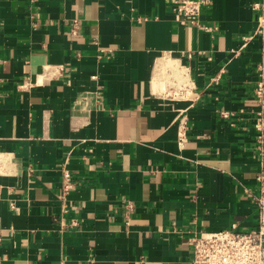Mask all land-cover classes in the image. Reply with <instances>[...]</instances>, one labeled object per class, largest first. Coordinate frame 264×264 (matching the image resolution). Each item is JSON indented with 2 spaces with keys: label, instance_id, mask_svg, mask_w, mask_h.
<instances>
[{
  "label": "crops",
  "instance_id": "1",
  "mask_svg": "<svg viewBox=\"0 0 264 264\" xmlns=\"http://www.w3.org/2000/svg\"><path fill=\"white\" fill-rule=\"evenodd\" d=\"M177 1L0 0V264H189L256 226L255 0Z\"/></svg>",
  "mask_w": 264,
  "mask_h": 264
},
{
  "label": "built area",
  "instance_id": "2",
  "mask_svg": "<svg viewBox=\"0 0 264 264\" xmlns=\"http://www.w3.org/2000/svg\"><path fill=\"white\" fill-rule=\"evenodd\" d=\"M210 0H179L176 3V14L182 24L200 26L199 18L204 6ZM253 7L257 15V29L255 35L260 38L263 47V59L256 65L257 82L254 88V101L257 106L255 112L258 144L257 148L264 156V0H255ZM211 30V28H207ZM252 37H244V46ZM214 83L220 81V76H216ZM28 84V83H27ZM26 82L22 84L27 87ZM183 95L197 99L198 92L192 87L184 92ZM200 96V95H199ZM224 118L229 117L230 113H221ZM186 118L181 121V140L185 141ZM258 191L253 195L257 209L256 226L247 230H219L215 232H201L194 234L190 239L192 246V257L189 264H264V169L257 176ZM63 189L65 193L73 189L72 174L65 170L63 174ZM3 186L0 184V201L2 198ZM14 205L12 204V207ZM132 209L133 206L128 204ZM3 240V229L0 227V243Z\"/></svg>",
  "mask_w": 264,
  "mask_h": 264
}]
</instances>
